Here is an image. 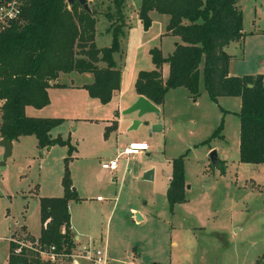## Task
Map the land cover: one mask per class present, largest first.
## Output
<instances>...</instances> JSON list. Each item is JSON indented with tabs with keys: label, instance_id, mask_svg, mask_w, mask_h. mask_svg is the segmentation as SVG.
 <instances>
[{
	"label": "rangeland",
	"instance_id": "1",
	"mask_svg": "<svg viewBox=\"0 0 264 264\" xmlns=\"http://www.w3.org/2000/svg\"><path fill=\"white\" fill-rule=\"evenodd\" d=\"M126 2L125 34L114 60L124 91L133 95L138 73L155 68L151 50L159 48L167 58L180 39L166 34L168 15L152 12L151 26L145 29L139 19L142 0ZM88 3L97 12L96 45L109 47L112 34L107 31L110 22L105 14L116 7L112 0ZM238 4L244 13V29L264 33V0H239ZM229 51L238 72L260 66L264 70V34L247 40L245 59L240 44H233ZM169 70L165 63L164 79ZM80 77L93 81L88 74ZM90 101L99 110L89 107L82 112L93 120H73L71 111L57 104L40 111L64 119L52 136L70 138L76 149L68 164L78 198L70 202L72 223L79 234L103 238L109 264H264V164L240 162L241 98L224 96L213 101L201 78L197 97L184 87L172 89L160 114L139 117L137 112L111 109L91 96ZM28 109V116L36 111ZM114 117L117 128L113 122L114 129L108 130ZM135 121L140 125L131 129ZM221 125L222 131L213 136ZM155 126L162 127L161 131H154ZM132 141L147 143L149 150L121 157L114 172L102 168L103 162L116 158ZM51 148L42 149L35 136H25L5 159L0 146V264L8 259L11 233L14 238L41 233L40 197L61 187L68 155L67 147ZM212 150L225 162V174L210 165ZM180 156L187 201L171 211L167 190L173 162ZM150 170L153 178L145 180ZM133 208L143 211L146 220L137 222ZM23 224L35 235L26 228L14 230Z\"/></svg>",
	"mask_w": 264,
	"mask_h": 264
},
{
	"label": "trees",
	"instance_id": "2",
	"mask_svg": "<svg viewBox=\"0 0 264 264\" xmlns=\"http://www.w3.org/2000/svg\"><path fill=\"white\" fill-rule=\"evenodd\" d=\"M20 1L18 19L0 29V137L15 141L33 135L42 149L56 145L68 148L62 179L64 195L40 198V239L42 243L70 249V202L78 198L68 164L76 149L70 138L51 136V131L64 122L63 118L31 117L26 108L49 105V89L63 86L54 81L61 74L72 72L93 74L94 81L84 88L102 104L111 102L121 87L122 73L114 54L120 51L125 34L127 2L112 0L116 10L105 14L112 43L98 48L96 11L88 13L79 3L70 7L66 0ZM238 3L239 0H142L139 19L145 29L152 23L150 12L168 15L166 34L178 37L180 42L175 43L167 58L159 48L151 50L155 68L138 73L135 89L138 95L162 106L172 89L184 87L197 97L203 78L213 101L224 96L241 98L240 162L259 165L264 164V77L230 75L232 57L225 50L228 44L245 36L244 13ZM101 62L106 66L100 67ZM165 63L170 67L167 79L162 73ZM114 127L117 128V122ZM222 128L223 125L213 136ZM210 165L225 174L223 160ZM185 189L184 158L180 156L173 162L167 190L171 211L187 201ZM10 263L30 264L25 254L11 256Z\"/></svg>",
	"mask_w": 264,
	"mask_h": 264
},
{
	"label": "built area",
	"instance_id": "3",
	"mask_svg": "<svg viewBox=\"0 0 264 264\" xmlns=\"http://www.w3.org/2000/svg\"><path fill=\"white\" fill-rule=\"evenodd\" d=\"M20 0L0 1V29L5 28L9 22L16 21L19 17ZM149 150L145 142L132 141L120 151L116 158L102 163V168L114 172L119 167L121 157L139 155ZM72 231V227H71ZM12 234V233H11ZM9 236V255L6 263L11 264L10 257L24 255L30 264H109L108 251L94 238L74 235L72 232V247L58 248L54 244H45L38 237L14 238Z\"/></svg>",
	"mask_w": 264,
	"mask_h": 264
},
{
	"label": "crops",
	"instance_id": "4",
	"mask_svg": "<svg viewBox=\"0 0 264 264\" xmlns=\"http://www.w3.org/2000/svg\"><path fill=\"white\" fill-rule=\"evenodd\" d=\"M152 12H154V11H152ZM152 12H150V14ZM244 33H245V36H244V38L242 40L235 41V42H231L230 44H228V46L225 47L226 52L229 55H231V57L233 55L230 53L229 49L233 46V44H240V46H242V49H243V58L245 59V57H246L247 40H249L252 37H259V35H263L264 34L263 31L257 30L255 28L254 29H251L249 31H246L244 29ZM258 45H259V43H258ZM235 48H237V47H235ZM232 61L233 60H231L230 66H229V73H230V75H233V76H244V75H259L260 74V75H263V77H264V73H263L264 70H263V67L262 66H260L259 68L257 67L254 70L242 71V72L240 71V72H238L233 67V65H232L233 62ZM162 73H163V69H162ZM239 73H241V74H239ZM244 73H252V74H244ZM84 74H88V75L93 76V74H91V73H83V74H80V73H77V72H72V73H67V74H61L60 77L57 80L54 81V83L55 84L59 83V84H61L63 86L62 87H52V88H50L49 91H48L49 97H50V103H49V105H47L46 107L41 108V109L35 108L36 111H34V112H32L30 114L31 117L51 118V116L53 114L45 115L44 111H40V110H46L45 108H49V106H51V104H55V105L57 104L58 106H61V107L65 108V109H67V111L70 110L71 111L70 113L72 114V118L71 119H73V120H79V119H83V118L84 119L93 120V118H91L92 116H89L88 114H85L86 112L83 113L82 111L83 110L89 111L88 110L89 107H95L96 109L99 108V106L97 105V103H95L93 101H90V95H89L88 91L84 88L85 85L90 84V83H92L94 81V76H93V81L88 82L87 80H84V79L82 80L81 79L80 76H82ZM139 97H140V95L137 94L136 90H135V93L133 95H127L126 94V92L124 91V88H123V77H122L121 78V87H120V90L116 92V94L114 95V97L111 100V102L108 103L109 104L108 106H110L111 109H115L117 107L118 110H120V109L121 110H125L128 107H130ZM30 107L31 108H34L32 106L27 107L26 108V114H28V110H31V109H28ZM158 107L160 108L161 106H158ZM116 115H117V113H116ZM109 121H110V123H109L110 125L108 127H110L113 122H117V120L115 119V117L112 118V119H110ZM54 130L55 129H53L51 131V136H52ZM56 137H58V136H55V137L52 136V138H56ZM2 139L3 138L0 137V141ZM20 139L21 138H19L18 140H20ZM18 140L13 141V147H14L16 141H18ZM54 147L55 146H53L52 148H54ZM63 195H64V187H63V184L61 182V187L60 188L57 187V189L55 190V192H53L52 194L45 195V197H61ZM98 200L99 201H102V198L99 196L98 197ZM132 210L134 211V215H135V213H140L142 215V217H143V220L142 221H145L146 220V216L143 213V211L137 210V209H134V208ZM39 211H40V200H39ZM70 222H71V227H72L73 234L74 235H77V236H81V238H83L85 235L79 234V232H77L75 230V227H74V225L72 223V216H71V221ZM20 228H22V229L23 228H26V230H28L32 235H35L29 229V227L27 225H25V224L18 226L14 230H18ZM40 234L39 235H35V236L38 237V236H40ZM97 237L98 236H95V237H92V238H94L100 244H101V242L103 243V241H102L103 238L101 240H98ZM108 237H109V235H108ZM8 253H9V251H8Z\"/></svg>",
	"mask_w": 264,
	"mask_h": 264
},
{
	"label": "water",
	"instance_id": "5",
	"mask_svg": "<svg viewBox=\"0 0 264 264\" xmlns=\"http://www.w3.org/2000/svg\"><path fill=\"white\" fill-rule=\"evenodd\" d=\"M68 5L71 7L76 3H79L88 13H92V10L89 7L88 0H66ZM137 112L138 116L141 117L144 114L154 112L156 114H160V108L147 99L144 96H140L130 107L123 111V114H130ZM140 125V121H135L131 129H136ZM162 127L155 126L154 131H161ZM0 146H2L5 150L4 158H8L12 154L13 149V141H9L6 139H2L0 141ZM209 158L212 165H216L219 160L218 152L216 150H212L209 154ZM153 178V170L147 171L145 173L144 179L151 180ZM135 219L137 222H141L143 217L140 213H135Z\"/></svg>",
	"mask_w": 264,
	"mask_h": 264
}]
</instances>
